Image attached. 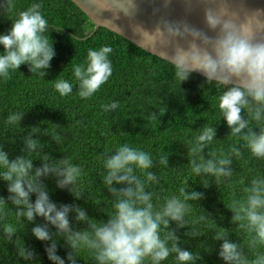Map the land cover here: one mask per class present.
Listing matches in <instances>:
<instances>
[{"label": "clouds", "instance_id": "1", "mask_svg": "<svg viewBox=\"0 0 264 264\" xmlns=\"http://www.w3.org/2000/svg\"><path fill=\"white\" fill-rule=\"evenodd\" d=\"M169 2L166 0V6ZM194 2L203 5L207 31L192 26L187 20L171 22L162 19L153 30L132 24L133 34L139 37V46L163 53V59L172 65L173 79L180 85L194 72L202 74L208 89L214 88L218 93L220 114L230 131L228 137L243 140L252 157L264 159V8L249 9L243 0L239 3L236 0H185L187 11L192 10ZM91 4L98 12L113 13L114 19H119L121 12L131 17L137 8L135 0H91ZM0 7L10 11L14 5L12 0H5ZM41 8V4L33 3L27 10L20 11L10 30L0 35V45L3 46L0 77L5 80L9 77V70H19L22 65H28L32 74L40 72L44 76L45 70L50 68L56 53L54 41L45 35L49 25ZM105 21L122 32L112 21ZM72 38L80 37L75 34ZM112 52V47L107 45L99 49L89 48L85 64L74 66L73 74L78 81L76 94L81 99L92 97L112 76L109 59ZM54 87L61 96L73 93V85L64 79H55ZM102 107L105 112H115L119 102L113 101ZM158 112L159 116L151 112L145 119L159 120L166 110ZM24 116L23 112H10L5 123L21 125ZM196 132L194 139L184 144L189 161L187 166L196 176L204 178L200 184L205 189L213 182L218 186L224 179L232 177L233 158L239 160L242 153L233 145L227 155L207 151L206 159L205 150L217 137V129L205 124ZM37 135L50 136L49 131L32 127L23 138V154L14 159H10L9 153L0 146V180L6 182L9 193L7 200L0 196V219L9 213L21 223L26 220L33 224L37 217L43 218L46 223L33 227L31 232L37 240L51 242L45 253L52 264H65V259L57 255L61 239L68 250L69 264H77L76 253L82 249L91 253L95 264H162L170 256L174 257V264H197L203 259L200 254L181 248V237L177 234L179 229L187 228L186 237H201L196 225L206 226L210 214L203 208L198 218L187 217L194 202L204 198L203 194L182 186L179 195L165 197L162 203L154 204V193L147 190L149 185L158 182L156 172L148 170L157 165L169 167L168 156H160L154 161L149 153L128 144L119 146L112 153H104L102 183L113 198V211L104 214L106 219H96L78 204L58 207L51 201L42 179L54 176L59 189H67L76 200H80L85 194L78 183L83 169L67 156L55 159L44 154L47 145L33 138ZM51 137L60 145L59 135ZM35 160L42 161V166L34 167ZM138 171L142 175H138ZM244 192L247 193L246 199L226 205L233 213L231 223L236 228L221 227L212 237L214 241H222L219 257L224 264H264V252L257 251L264 248V178L252 179ZM33 195L35 202L32 201ZM9 203L15 210L9 207ZM70 213L75 214L77 224L83 223L87 227L74 229ZM172 222H175V228H172ZM49 225L56 231L51 232ZM240 230L248 234L246 241L241 240ZM2 232L7 242L15 246L20 259L40 264L36 253L26 246L12 223H5ZM233 232L241 242L230 240ZM246 248L254 253L253 259H249Z\"/></svg>", "mask_w": 264, "mask_h": 264}, {"label": "trees", "instance_id": "2", "mask_svg": "<svg viewBox=\"0 0 264 264\" xmlns=\"http://www.w3.org/2000/svg\"><path fill=\"white\" fill-rule=\"evenodd\" d=\"M12 2L14 7L10 11L0 7V35L10 30L12 21L20 11L27 10L33 3H39L49 25L45 35L54 41L56 55L50 62V68L45 70V76L40 72L32 74L28 65H22L19 70H9L7 80L0 77V146L9 153V158L14 159L23 154V138L32 127L49 131L50 136L37 135L33 138L47 145L43 149L44 154L55 159L67 156L73 164L83 169L78 183L85 192L83 199L76 200L67 189H59L56 178L50 176L43 178L42 182L49 190L51 201L58 207L78 204L90 217L106 219L104 214L113 211V198L102 183L103 154L112 153L119 146L128 144L149 153L154 161L160 156H168L169 167L157 165L148 170L156 172L158 176V182L147 188L154 193L153 203H162L165 197L179 195L182 186L189 187V191L202 193L204 198L194 202L193 210L187 218H198L203 208L211 217L206 226L196 225L201 234L199 238L186 237L184 233L189 229H179L177 234L182 241L180 247L200 254L203 259L197 264H224L219 257L222 241L212 239L214 231L221 227L236 228L231 223L233 213L226 205L231 206L234 200L246 199L244 189L250 185V181L264 178V159L252 157L244 147L243 140L228 137L230 131L226 121L222 120L215 89L209 90L203 75L195 72L180 85V82L173 79L172 65L166 60L142 50L107 27H100L94 32L95 24L72 0ZM4 3L5 0H0V5ZM75 34L80 38H72ZM105 45L113 49L109 55L113 67L112 76L92 97L81 99L76 94L78 81L74 77L73 68L85 64L89 48L99 49ZM2 52L3 46L0 45ZM57 78L71 83L73 93L61 96L54 87ZM113 101L119 102V108L115 112H105L102 106ZM158 110H166L159 120L145 119L151 112L159 116ZM10 112L25 113L21 125L5 123ZM205 124L217 129V137L205 150L206 159L207 151L227 155L233 145L242 153L239 160L233 158L232 177L224 179L218 186L213 182L207 189L200 184L204 178L196 176L187 166L189 161L184 146L194 139L196 131ZM254 131L258 132L259 129ZM121 132L127 135H121ZM51 135L61 137L60 145ZM36 158L33 154V159ZM42 163L35 160L34 167H41ZM137 174L142 175L139 171ZM8 195L6 182L0 180V196L7 200ZM35 199L33 195L32 201L35 202ZM9 207L15 210L10 203ZM74 217L75 214L70 213L69 219L74 229L87 227L83 223L77 224ZM5 223H12L19 230L18 235L36 253L40 264H52L45 253V248L51 242H41L31 232L33 227L43 225L46 221L37 217L33 224H28L26 220L21 223L11 213L0 219V264H30L20 259L16 255L15 246L3 237L2 228ZM175 227V222H172V228ZM49 229L51 232L56 231L51 225ZM239 235L242 241L249 238L244 230H240ZM229 238L232 242H241L234 232ZM67 251L61 239L57 255L65 259V264H69ZM245 251L249 259L254 258L253 252L247 248ZM257 251L264 252V248ZM76 255L79 258L77 264H95L87 250L82 249ZM162 264H174V257L170 256Z\"/></svg>", "mask_w": 264, "mask_h": 264}, {"label": "water", "instance_id": "3", "mask_svg": "<svg viewBox=\"0 0 264 264\" xmlns=\"http://www.w3.org/2000/svg\"><path fill=\"white\" fill-rule=\"evenodd\" d=\"M95 24L94 32L100 27L109 28L114 33L129 40L131 43L137 45L142 50L163 59V53L158 54L157 51H148L145 47L139 46V37L135 36L132 31V24H140L147 30H153L156 25L162 20L166 19L171 22H178L187 20L192 26L207 31L204 24L203 5L193 3L192 10L187 11L185 0H170L166 6V0H135L137 6L135 14L131 17L125 16L124 13H119L120 18L114 19L113 13L104 11L98 12L91 4V0H72ZM237 3L240 0H236ZM244 5L249 9L264 8V0H243ZM117 25L116 28L110 22ZM209 35L214 33L209 32ZM92 36V34L90 35ZM165 60V59H164ZM200 74V73H199Z\"/></svg>", "mask_w": 264, "mask_h": 264}]
</instances>
